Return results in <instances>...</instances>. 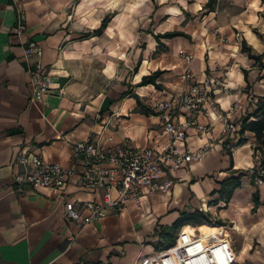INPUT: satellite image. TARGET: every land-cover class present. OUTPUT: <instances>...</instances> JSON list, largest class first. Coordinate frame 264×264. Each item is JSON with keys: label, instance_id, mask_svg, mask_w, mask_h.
Wrapping results in <instances>:
<instances>
[{"label": "crops", "instance_id": "crops-1", "mask_svg": "<svg viewBox=\"0 0 264 264\" xmlns=\"http://www.w3.org/2000/svg\"><path fill=\"white\" fill-rule=\"evenodd\" d=\"M208 1L0 0V264H137L168 247L182 227L187 232L201 224L222 230L236 251V264H264V184L250 182L258 161L255 140L246 133V143L230 157L221 135L222 118L238 130L241 118L264 98V70L241 52L245 42L253 55L264 53V0H216L212 8ZM19 10L25 13L26 32L16 36ZM107 17L106 27L93 35ZM169 33L184 36L163 38ZM30 40L42 48L50 82L40 103L30 100L23 59ZM186 69L196 81L216 84L206 105L210 116L198 117L208 132L188 131L185 142L192 150L206 144L210 150L175 177L171 191L144 190L139 203L85 227L63 219L65 202L92 198L74 183L63 190L14 191L20 151L69 168L80 140L100 138L101 145L111 137L116 144L165 149L159 116L141 113L133 97L122 95L130 90L154 111L157 102L174 100L185 89ZM157 71L162 72L158 89L137 86ZM234 135L236 144L240 136ZM241 173L240 188L228 202L221 200L215 193L220 183ZM195 212L210 224L184 221L175 228L182 214ZM231 226L240 239L238 249L223 232Z\"/></svg>", "mask_w": 264, "mask_h": 264}, {"label": "built area", "instance_id": "built-area-1", "mask_svg": "<svg viewBox=\"0 0 264 264\" xmlns=\"http://www.w3.org/2000/svg\"><path fill=\"white\" fill-rule=\"evenodd\" d=\"M26 32V17L23 10L17 12L14 34ZM215 34L218 31L215 30ZM186 63L191 56L179 52ZM43 51L37 42L30 40L23 49V59L28 66L31 102L40 103L47 94L50 82L42 64ZM186 87L174 100H162L155 104L154 112L160 118V128L166 136L167 146L162 151L152 148H137L116 144L113 138L80 140L73 146L72 165L69 168L48 163L38 154L20 151L14 159L21 169L12 175V186L18 194L26 188L63 190L74 183L90 194L91 199L77 204L69 200L64 204L63 219L80 227L93 225L120 210L130 202L139 203L144 190L148 194L171 191L174 179L190 164L200 162L210 150L206 144L192 150L185 142L188 131L207 133V127L198 122V117H209L206 109L213 93L214 82L195 80L186 69L181 76ZM233 110V108H231ZM230 109V110H231ZM224 150L232 154L237 128L228 118H222ZM165 178L164 181H160ZM258 185L262 184L256 180ZM190 231L182 227L173 244L153 255L140 258L137 264H236V251L223 234H201L196 228Z\"/></svg>", "mask_w": 264, "mask_h": 264}, {"label": "trees", "instance_id": "trees-1", "mask_svg": "<svg viewBox=\"0 0 264 264\" xmlns=\"http://www.w3.org/2000/svg\"><path fill=\"white\" fill-rule=\"evenodd\" d=\"M215 1L216 0H209L207 5L210 8H212V4ZM109 21H110L109 17L104 18L101 22L100 28L94 31L93 35H99L101 33V30L106 27ZM88 36H90V34L84 35L82 36V38H85ZM177 36H184V34L169 33V34L163 35V38L169 39V38H173ZM241 52L246 53L248 58L255 62V64L258 66L261 72L264 70V53L261 55H253L250 47H248L245 44V42L241 43ZM161 75H162V72L157 71V72L152 73L149 76H144L142 77L140 83L137 86L142 87V86H147V85H153L156 89H158L159 86L157 85V80ZM127 96H131L135 99L137 109L141 113L145 115L151 114V115L158 116L153 110H150L149 108L144 106L140 102L138 96L131 94L130 90L124 93L122 95V98L127 97ZM246 133L251 134L255 140V144L253 147V157L254 159L256 157L258 159L255 167L252 169V176L250 180L251 185L255 186L257 184L256 180H260L262 184H264V98L258 99L255 110H253L251 114H247L246 116L241 118V120L239 121V128L237 130V134L240 136V138L236 142L237 147L242 146L246 143V139L243 138ZM227 152L229 153L231 157L232 156L231 153L229 151ZM242 177H244L243 173L239 174L236 178L225 179L224 181L220 183V188L215 193L219 195V198L221 200L228 202L233 192L236 189L240 188L241 186L240 181ZM258 196L259 195L257 191L252 196L254 207L259 205ZM184 221H191V222H197V223L206 222L210 224V222H208V219L204 214H202L201 212H195L191 215L182 214L180 220L175 224V228L184 226L186 224ZM172 244H173V241L169 244V246H171Z\"/></svg>", "mask_w": 264, "mask_h": 264}, {"label": "rangeland", "instance_id": "rangeland-1", "mask_svg": "<svg viewBox=\"0 0 264 264\" xmlns=\"http://www.w3.org/2000/svg\"><path fill=\"white\" fill-rule=\"evenodd\" d=\"M193 227V226H192ZM198 228V230L201 232V230H204V229H206V228H210V229H213V230H215V229H217V228H215V227H213V226H211V225H207V224H201L199 227H197ZM235 230V228H233V226H231V229L229 230V229H226V231H223L226 235H228L229 234V236L231 237V239H232V242H233V244H234V246H235V248L236 249H238L239 248V246H240V239H239V236H238V234H237V231H234Z\"/></svg>", "mask_w": 264, "mask_h": 264}, {"label": "bare ground", "instance_id": "bare-ground-1", "mask_svg": "<svg viewBox=\"0 0 264 264\" xmlns=\"http://www.w3.org/2000/svg\"><path fill=\"white\" fill-rule=\"evenodd\" d=\"M236 230V229H235ZM196 231L197 232H200L197 228H196ZM222 230L221 229H215V230H213V229H209L207 232H200L201 234H213V235H215V234H220V232H221Z\"/></svg>", "mask_w": 264, "mask_h": 264}]
</instances>
